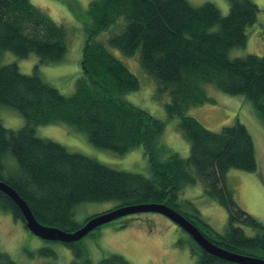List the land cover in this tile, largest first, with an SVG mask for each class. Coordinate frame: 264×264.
<instances>
[{
  "label": "trees",
  "instance_id": "obj_1",
  "mask_svg": "<svg viewBox=\"0 0 264 264\" xmlns=\"http://www.w3.org/2000/svg\"><path fill=\"white\" fill-rule=\"evenodd\" d=\"M226 1L229 13L223 17L209 2L191 6L186 0H89L83 72L67 97L44 83L37 67L32 75H23L15 63H0V107L15 109L24 120V127L15 131L0 122V182L20 196L37 222L74 233L99 215L75 221L73 209L83 203L116 202L114 209L163 204L184 216L211 244L264 260V224L240 209L225 182L232 169L256 171L252 138L243 125L212 132L186 115L193 107L214 103L205 94L204 86L210 85L224 95H241L251 102L264 126V56L228 58L230 50L246 46V29L256 23L259 8L253 0ZM103 34H108L109 47L123 56L137 54L139 66L155 80L158 92L169 96L164 109L168 119H180L179 129L190 145L187 159L175 153L159 159L164 123L121 99L138 91L139 83L105 48ZM66 36V28L30 0H0V62L10 53L20 60L34 54L41 66L61 63L67 52ZM260 37L264 40V32ZM58 124L86 134L90 145L118 156L142 147L151 178L113 170L36 137L37 127ZM7 155L14 162L6 160ZM196 183H202L204 193L226 210L223 234L212 230L196 211L191 215L182 211L179 192ZM0 210L25 228L22 212L3 192ZM239 225L252 230L254 237L244 234ZM189 239L195 264H231ZM80 241L60 244L82 258ZM0 264L16 263L0 252ZM81 264L91 263L86 258ZM98 264L130 262L110 255Z\"/></svg>",
  "mask_w": 264,
  "mask_h": 264
},
{
  "label": "rangeland",
  "instance_id": "obj_2",
  "mask_svg": "<svg viewBox=\"0 0 264 264\" xmlns=\"http://www.w3.org/2000/svg\"><path fill=\"white\" fill-rule=\"evenodd\" d=\"M30 1L57 25L66 28L67 52L63 62L41 66L34 54L20 60L13 54L5 53L0 63L1 65L15 63L23 75H32L34 68L37 67L44 83L57 89L62 95L70 96L74 93L77 79L83 72L81 70L83 48L86 29L90 25V19L86 15L89 0ZM186 1L191 6L212 3L223 17L229 13L226 0ZM253 2L259 8L257 21L246 29V46L228 52L230 60L245 58L248 55L264 56V40L260 37L264 32V0ZM103 37L105 38L100 39L105 48L129 68L139 83L138 91L123 95L121 99L164 123V132L158 140L159 159L165 160L172 153L187 159L190 145L179 129L180 119L177 117L168 119L164 109L170 101L169 96L158 92L155 80L147 76L139 66L137 54L125 57L109 47L108 34H103ZM204 88L206 97L208 96L214 103L207 102L193 107L186 115L198 120L205 129L212 132H219L224 127L235 124L246 127L253 140L256 171L246 173L232 169L226 174L225 182L234 193L235 202L240 209L264 224V126L256 116L254 106L243 96H227L210 85ZM0 122L3 127L13 131L24 127L22 116L15 109L5 106L0 107ZM35 135L64 146L69 153L82 154L113 170L139 174L147 178L152 176L142 147L134 148L124 156H118L90 145L86 134L62 124L39 126L35 130ZM7 158L13 161L10 155L6 156V160ZM178 203L186 215L194 214L196 211L212 230L219 234L224 233L228 214L204 193L202 183L183 187L179 192ZM116 205V202L83 203L74 207L73 217L75 221L82 223L85 218L111 211ZM124 224L125 227L121 228ZM239 227L244 234L254 237L252 230L241 225ZM190 244L186 233L167 218L152 213L137 214L116 220L96 230L93 235L85 236L77 245L83 257L75 258V253L70 248L56 242L41 241L29 233L22 223L15 222L10 213L0 210V252L16 264H81L86 258L91 264H98L100 260L110 255H120L130 264H195L196 258H192L190 254Z\"/></svg>",
  "mask_w": 264,
  "mask_h": 264
},
{
  "label": "water",
  "instance_id": "obj_3",
  "mask_svg": "<svg viewBox=\"0 0 264 264\" xmlns=\"http://www.w3.org/2000/svg\"><path fill=\"white\" fill-rule=\"evenodd\" d=\"M0 192H3L7 197H9L12 202H14L17 207L22 212L24 226L29 233H32L35 237L41 241H46L49 243H74L85 238L89 233L94 232L98 227L105 226L112 222H116L121 218H126L127 216L137 215V214H157L167 218L175 226L182 229L188 237H190L197 247L204 250L206 253L213 257H217L223 261L229 262L231 264H264L263 259L245 257L238 254L230 253L226 250L219 248L211 244L205 236H202L199 230L190 223L184 216L179 215L172 208H168L163 204H148V205H137V206H126L118 207L114 210L107 211L104 214L94 216L88 222L84 224L83 227L74 231V233L62 232L58 228L48 227L37 222L30 212L27 204L20 198V196L13 191L8 185L0 182Z\"/></svg>",
  "mask_w": 264,
  "mask_h": 264
},
{
  "label": "crops",
  "instance_id": "obj_4",
  "mask_svg": "<svg viewBox=\"0 0 264 264\" xmlns=\"http://www.w3.org/2000/svg\"><path fill=\"white\" fill-rule=\"evenodd\" d=\"M177 227V226H176ZM179 228V227H178ZM187 235V234H186ZM192 240V239H191Z\"/></svg>",
  "mask_w": 264,
  "mask_h": 264
}]
</instances>
